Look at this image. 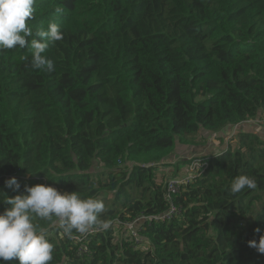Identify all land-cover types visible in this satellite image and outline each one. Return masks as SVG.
Masks as SVG:
<instances>
[{"label":"trees","instance_id":"16d2710c","mask_svg":"<svg viewBox=\"0 0 264 264\" xmlns=\"http://www.w3.org/2000/svg\"><path fill=\"white\" fill-rule=\"evenodd\" d=\"M49 22L63 32L44 53L53 72L32 69L30 48L0 51V212L35 185L104 202L110 227L90 229L83 257L80 232L34 220L49 264H264L249 246L264 236V127L244 124L236 144L204 154L173 199L180 213L155 220L169 209L158 170L176 175L199 137L208 148L264 113V0H35L33 31ZM239 175L256 189L232 194ZM141 215L135 246L122 223Z\"/></svg>","mask_w":264,"mask_h":264},{"label":"clouds","instance_id":"9594fccd","mask_svg":"<svg viewBox=\"0 0 264 264\" xmlns=\"http://www.w3.org/2000/svg\"><path fill=\"white\" fill-rule=\"evenodd\" d=\"M34 4L35 0H0V51L30 48L32 69L53 72L54 61L44 53L51 44L63 39V32L55 22H49L46 30L40 28L34 32L29 23L34 19ZM62 11L60 7L56 9L57 14ZM221 151L218 149V153ZM199 156L203 158L200 154L185 157L184 167L190 163L185 159ZM5 187L17 191L20 185L12 177L5 181ZM256 187L253 177L239 175L234 178L230 192L237 194ZM24 193L3 201L7 207L0 212V261L15 258L19 264H49L53 260L54 245L34 223L37 219L55 218L65 234L73 230L86 233L96 226L104 230L110 227L109 222L99 219L105 211L102 200L81 198L77 192L61 193L45 185L25 186ZM249 246L264 254V236L258 243L249 242Z\"/></svg>","mask_w":264,"mask_h":264},{"label":"built area","instance_id":"2783aa9c","mask_svg":"<svg viewBox=\"0 0 264 264\" xmlns=\"http://www.w3.org/2000/svg\"><path fill=\"white\" fill-rule=\"evenodd\" d=\"M244 124L250 125L252 127H264V113L261 114L260 117L250 122H242L236 125H232L227 127L221 132L213 133L208 141V148L219 149L222 150L223 147H229V145H233L236 143V137L240 133ZM211 142V144H210ZM225 148V149H227ZM223 149V150H225ZM188 160L190 163L186 167V171H182L180 173H176L174 176H170L164 185L163 199L168 203L169 209L168 211L156 218L155 220L160 221H168L175 215L180 213V209L174 206L173 199L176 195H179L184 188H186L190 183H192L200 174L205 170L206 163L202 161L199 157H193ZM173 162L171 163V165ZM149 218L141 215L139 217L134 218L131 221H125L122 223V226L125 229V233L130 236L133 240L135 246H139L141 244V240L138 237V225L142 221H147ZM116 225H121L119 221L112 222ZM98 230H89L86 233H80L77 236H71L70 240L73 242L76 248V254L78 257H83L89 253V249L86 246V241L88 237Z\"/></svg>","mask_w":264,"mask_h":264},{"label":"rangeland","instance_id":"374dc122","mask_svg":"<svg viewBox=\"0 0 264 264\" xmlns=\"http://www.w3.org/2000/svg\"><path fill=\"white\" fill-rule=\"evenodd\" d=\"M210 144H211V142H210ZM234 144H236V143H234ZM233 144V145H234ZM201 147V148H200ZM203 147H204V142H202L201 143V137H199L198 138V146L196 147V148H193V151H192V153H191V149H187V148H185L184 146H181V147H179V148H177V150H176V152H177V154H182V153H185V152H187V151H189L191 154V156L192 155H198V154H200V151H202V149H203ZM209 149H211V148H209ZM212 152H214L213 150H212ZM215 154L216 153H218V151H216V152H214ZM187 156V155H186ZM190 156V157H191ZM185 157V156H184ZM184 160V159H183ZM184 162H186V161H184ZM168 169H170V170H173L174 169V167H172V166H166V167H163V169H160V170H158V173H157V175L159 176V177H161L162 178V182H165L168 178H169V175L168 174H166L165 172L168 170ZM181 169V168H180ZM180 169L178 170V172H176V173H180V172H182V170H183V168L181 169V171H180ZM175 170V169H174ZM174 173H175V171H174ZM172 175H173V173H172ZM171 175V176H172ZM175 175V174H174ZM107 199H110V196H108V198Z\"/></svg>","mask_w":264,"mask_h":264},{"label":"crops","instance_id":"0c3cea01","mask_svg":"<svg viewBox=\"0 0 264 264\" xmlns=\"http://www.w3.org/2000/svg\"><path fill=\"white\" fill-rule=\"evenodd\" d=\"M213 151L214 152H216V151H218V148L217 149H213ZM202 152V153H201ZM214 152H212V149H209V148H203L202 149V151H200V155H204V154H209V153H213V154H215ZM169 167V166H168ZM182 169V168H181ZM181 169H180V171H181ZM183 170L184 171H186V167H183ZM182 170V171H183ZM166 174H168L169 175V177L172 175V173H173V175L175 174L174 173V169L173 170H170V169H168L166 172H165ZM172 175V176H173Z\"/></svg>","mask_w":264,"mask_h":264}]
</instances>
